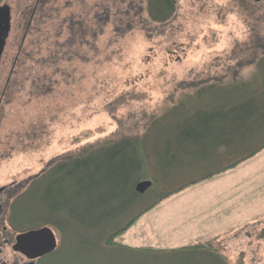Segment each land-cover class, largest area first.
Here are the masks:
<instances>
[{
    "label": "rangeland",
    "instance_id": "1",
    "mask_svg": "<svg viewBox=\"0 0 264 264\" xmlns=\"http://www.w3.org/2000/svg\"><path fill=\"white\" fill-rule=\"evenodd\" d=\"M136 2L142 4L141 0L2 2L0 7L11 9V31L0 62V188L19 186L13 201L50 165L79 157L96 143L149 130L147 149L164 151L165 141L158 137L154 122L160 125L168 110L183 104L187 112L171 115L164 126L202 107L194 94L200 88L217 84L219 78L231 80L232 71L246 80L259 71L254 64L231 67L261 55L254 41L264 39V0L259 5L252 0H177V15L170 23L126 32ZM101 8H110L111 15L98 21ZM82 23L97 33H89L84 42L79 38L70 42L72 27ZM64 43L72 54L57 49ZM175 177L183 175L179 171ZM67 190L70 196L77 193L71 185H65ZM65 197L69 198L67 193ZM143 197L131 216L142 212L156 195L150 191ZM39 209L31 206L25 215L35 217ZM202 213L210 221L198 239L217 225L224 230L228 223L232 230L210 235V248L195 249L189 256L178 253L172 263L183 264L187 257L199 264H221L215 259L219 255L227 264H264V151L236 169L161 201L117 241L161 251L198 245L189 241L196 239ZM49 227L58 235L64 262L78 251L77 239L92 235L72 225L70 241L57 227ZM113 254L96 252V258L108 262Z\"/></svg>",
    "mask_w": 264,
    "mask_h": 264
},
{
    "label": "trees",
    "instance_id": "2",
    "mask_svg": "<svg viewBox=\"0 0 264 264\" xmlns=\"http://www.w3.org/2000/svg\"><path fill=\"white\" fill-rule=\"evenodd\" d=\"M3 1L0 0V6ZM141 3L132 5L134 16L126 32L150 25H165L177 15V0H141ZM260 3L253 1L254 5ZM109 9L98 10V21L111 15ZM71 32L74 35L69 36L70 42L77 38L84 42L89 33H97L96 30L91 32L83 23L76 29L72 27ZM261 39L262 43L257 37L254 41L261 49L258 58L256 56L231 67L232 70L244 64L257 65L259 71L253 79H238V71H230L231 80L219 78L217 84L204 86L194 93L202 104L194 115L181 117L180 122L164 126L171 115L186 114L184 105L179 104L163 113L165 118L160 125L154 122L158 137L165 141L164 151L153 149L151 153L147 149L148 130L144 135L132 134L114 142L96 143L87 148L85 154L61 159L46 168L31 180L24 194L15 201L13 210L19 215L20 228L55 226L64 238L69 236L70 241L74 234L70 230L72 225L92 232V235L88 234L89 238H76L79 249L67 261L76 264H175L172 261L178 253L189 256L195 249L210 248L211 241L208 240L199 245L167 251L136 249L119 243L117 239L166 198L198 182L236 169L264 151V39ZM66 45L60 44L57 49L61 47L60 51H71ZM72 51L69 53L72 54ZM2 56L3 53L0 62ZM257 83L260 84L259 89L255 85ZM224 153V157L216 158ZM153 157L156 159L154 167ZM195 170L197 173L192 175ZM179 171L182 178L175 177ZM143 181L152 182L146 193L154 192L156 197L147 201V207L142 212L131 216L146 195L136 191V186ZM65 185L77 188V193L70 196L69 191H65ZM38 205L37 216L25 215L28 208ZM96 252L114 254L111 261L102 258L100 262ZM216 257L221 264H227L222 256ZM183 264L199 263L185 257Z\"/></svg>",
    "mask_w": 264,
    "mask_h": 264
},
{
    "label": "flooded vegetation",
    "instance_id": "3",
    "mask_svg": "<svg viewBox=\"0 0 264 264\" xmlns=\"http://www.w3.org/2000/svg\"><path fill=\"white\" fill-rule=\"evenodd\" d=\"M19 186L14 184L9 186H3L0 188V264H67L64 262L62 255L59 251V240L58 235L53 230L56 240L57 248L42 256L34 257V253L27 254L17 249V238L21 234L27 233L29 231L40 230L41 228H31V229H21L19 215L15 212L13 201L14 194L19 192ZM42 248L45 246L42 243ZM60 258V260H59ZM65 259V257H64Z\"/></svg>",
    "mask_w": 264,
    "mask_h": 264
},
{
    "label": "water",
    "instance_id": "4",
    "mask_svg": "<svg viewBox=\"0 0 264 264\" xmlns=\"http://www.w3.org/2000/svg\"><path fill=\"white\" fill-rule=\"evenodd\" d=\"M260 3L262 0H253ZM11 31V9L5 5L0 9V56L5 47V42ZM152 187L151 181L140 182L136 186V191L139 194H145ZM1 192V191H0ZM42 243L45 246L42 248ZM17 249L30 254L34 253V257L42 256L50 253L57 248V240L53 230L50 227H44L40 230L29 231L21 234L17 238Z\"/></svg>",
    "mask_w": 264,
    "mask_h": 264
},
{
    "label": "crops",
    "instance_id": "5",
    "mask_svg": "<svg viewBox=\"0 0 264 264\" xmlns=\"http://www.w3.org/2000/svg\"><path fill=\"white\" fill-rule=\"evenodd\" d=\"M189 200H192V197L189 199ZM197 208H199V206L197 207ZM199 210V209H198ZM204 214L205 213H202V218H200V220H199V222H198V228H196V232H194V235H196V239H193L192 241H189V242H192L193 244H201V243H203V242H205L206 240H209V239H211V237H210V235H216L217 233L219 234V235H223V234H227V233H229V230H232V228L231 229H229V227H230V224L228 225V223H227V226H226V228H224V230L223 229H221V228H218V226L219 225H217L216 227H215V229H213L214 230V232H213V230H212V232H210L209 234H206V236L203 238V239H198V237L199 236H201V232L203 231V230H205L206 228H208V226H207V224H205V223H207V221H210V219H206V220H204ZM197 216H199V215H197ZM218 219V218H217ZM195 220H196V218H194V220H193V222H195ZM215 225V224H214ZM203 227V228H202ZM201 229H202V231H201ZM227 229H228V232H226L227 231ZM191 230V229H190ZM226 232V233H225Z\"/></svg>",
    "mask_w": 264,
    "mask_h": 264
}]
</instances>
